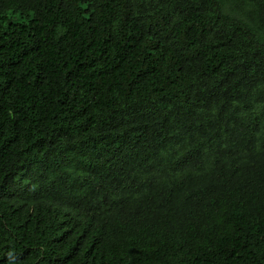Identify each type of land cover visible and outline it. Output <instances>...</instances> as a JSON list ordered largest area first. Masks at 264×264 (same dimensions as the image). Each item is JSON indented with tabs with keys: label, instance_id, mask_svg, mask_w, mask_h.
Here are the masks:
<instances>
[{
	"label": "trees",
	"instance_id": "obj_1",
	"mask_svg": "<svg viewBox=\"0 0 264 264\" xmlns=\"http://www.w3.org/2000/svg\"><path fill=\"white\" fill-rule=\"evenodd\" d=\"M0 264H264V0H0Z\"/></svg>",
	"mask_w": 264,
	"mask_h": 264
}]
</instances>
